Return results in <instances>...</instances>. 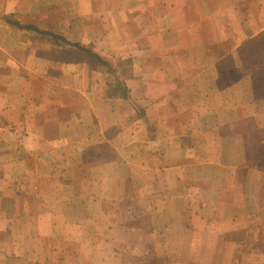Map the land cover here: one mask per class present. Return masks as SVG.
<instances>
[{
    "label": "crops",
    "instance_id": "1",
    "mask_svg": "<svg viewBox=\"0 0 264 264\" xmlns=\"http://www.w3.org/2000/svg\"><path fill=\"white\" fill-rule=\"evenodd\" d=\"M0 264H264V0H0Z\"/></svg>",
    "mask_w": 264,
    "mask_h": 264
},
{
    "label": "trees",
    "instance_id": "2",
    "mask_svg": "<svg viewBox=\"0 0 264 264\" xmlns=\"http://www.w3.org/2000/svg\"><path fill=\"white\" fill-rule=\"evenodd\" d=\"M53 36L58 38V39H63L67 43H70L68 40H66L65 38H63L61 36H58V35H55V34H53ZM74 45L79 47V48H81V49H83V47L79 43H74ZM89 53L91 55H93L94 57H96L100 62L104 63L109 68V72L112 75H117L116 69H114L113 66L109 62L104 61L101 56H99L98 54L94 53L92 50H89ZM115 83L116 84L113 85V86L111 84V88L112 87L115 88V94L120 93V94H122V96H127L128 95V88L125 85V83L123 81H121L118 77L116 78V82Z\"/></svg>",
    "mask_w": 264,
    "mask_h": 264
}]
</instances>
